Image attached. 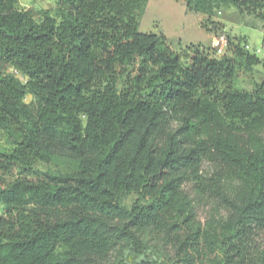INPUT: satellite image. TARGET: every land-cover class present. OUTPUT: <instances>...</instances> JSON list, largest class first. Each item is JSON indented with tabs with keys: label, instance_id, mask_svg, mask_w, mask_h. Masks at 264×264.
I'll use <instances>...</instances> for the list:
<instances>
[{
	"label": "trees",
	"instance_id": "trees-1",
	"mask_svg": "<svg viewBox=\"0 0 264 264\" xmlns=\"http://www.w3.org/2000/svg\"><path fill=\"white\" fill-rule=\"evenodd\" d=\"M148 1L0 0V264H264V81L233 88L264 57L212 19L264 0H173L221 54L139 32Z\"/></svg>",
	"mask_w": 264,
	"mask_h": 264
},
{
	"label": "rangeland",
	"instance_id": "rangeland-1",
	"mask_svg": "<svg viewBox=\"0 0 264 264\" xmlns=\"http://www.w3.org/2000/svg\"><path fill=\"white\" fill-rule=\"evenodd\" d=\"M17 9L20 11L44 10L52 16H56L57 0H17ZM139 32L162 34L172 51L180 53L189 44L202 45L212 48L217 35L207 33L200 27L204 16L195 13H186L182 3L173 0H149L145 6L137 12ZM213 20H218L225 27L226 34L244 39L251 50H259L257 56L263 58L264 53V29L261 23L254 18L241 19L234 9L217 10L213 14ZM19 81L24 79L11 69L8 70ZM264 81V71L261 66L254 67L240 73L234 80L233 88L237 91L250 92L255 86ZM31 96H27L25 103H30ZM10 146L5 136L0 132V151L9 150ZM204 172L209 171L205 164ZM192 196L194 189L187 186ZM135 196L126 199V205H130ZM196 220L203 229L215 228L223 218L222 211L213 208L210 203L202 202L196 207Z\"/></svg>",
	"mask_w": 264,
	"mask_h": 264
},
{
	"label": "built area",
	"instance_id": "built-area-1",
	"mask_svg": "<svg viewBox=\"0 0 264 264\" xmlns=\"http://www.w3.org/2000/svg\"><path fill=\"white\" fill-rule=\"evenodd\" d=\"M212 46V48L216 51L217 54H221L226 46V38L223 35L217 36L216 39H214ZM245 50L255 55L259 53V50H251L248 45L245 46ZM262 56H264V53H262Z\"/></svg>",
	"mask_w": 264,
	"mask_h": 264
},
{
	"label": "crops",
	"instance_id": "crops-1",
	"mask_svg": "<svg viewBox=\"0 0 264 264\" xmlns=\"http://www.w3.org/2000/svg\"><path fill=\"white\" fill-rule=\"evenodd\" d=\"M218 21V20H217Z\"/></svg>",
	"mask_w": 264,
	"mask_h": 264
}]
</instances>
